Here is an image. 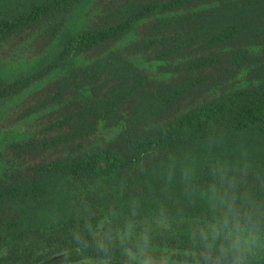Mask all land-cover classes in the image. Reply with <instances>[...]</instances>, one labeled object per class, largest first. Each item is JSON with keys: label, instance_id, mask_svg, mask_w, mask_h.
Wrapping results in <instances>:
<instances>
[{"label": "trees", "instance_id": "1", "mask_svg": "<svg viewBox=\"0 0 264 264\" xmlns=\"http://www.w3.org/2000/svg\"><path fill=\"white\" fill-rule=\"evenodd\" d=\"M141 251L264 264V0H0V264Z\"/></svg>", "mask_w": 264, "mask_h": 264}, {"label": "clouds", "instance_id": "2", "mask_svg": "<svg viewBox=\"0 0 264 264\" xmlns=\"http://www.w3.org/2000/svg\"><path fill=\"white\" fill-rule=\"evenodd\" d=\"M143 239H144V244L146 245L148 238L145 236ZM128 255L130 259H132L133 261L136 259V255L131 251L128 252ZM141 255L144 257L141 261V264H153L151 257L147 254L146 251H141Z\"/></svg>", "mask_w": 264, "mask_h": 264}, {"label": "water", "instance_id": "3", "mask_svg": "<svg viewBox=\"0 0 264 264\" xmlns=\"http://www.w3.org/2000/svg\"><path fill=\"white\" fill-rule=\"evenodd\" d=\"M153 264H177V263H170L166 261H154Z\"/></svg>", "mask_w": 264, "mask_h": 264}]
</instances>
